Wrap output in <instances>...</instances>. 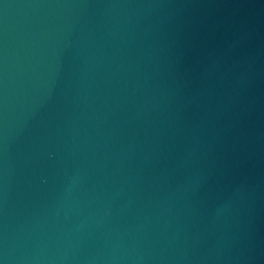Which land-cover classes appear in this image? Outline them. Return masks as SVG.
<instances>
[{
	"label": "water",
	"instance_id": "obj_1",
	"mask_svg": "<svg viewBox=\"0 0 264 264\" xmlns=\"http://www.w3.org/2000/svg\"><path fill=\"white\" fill-rule=\"evenodd\" d=\"M0 264H264V0H0Z\"/></svg>",
	"mask_w": 264,
	"mask_h": 264
}]
</instances>
